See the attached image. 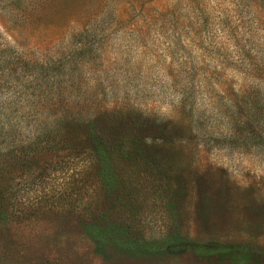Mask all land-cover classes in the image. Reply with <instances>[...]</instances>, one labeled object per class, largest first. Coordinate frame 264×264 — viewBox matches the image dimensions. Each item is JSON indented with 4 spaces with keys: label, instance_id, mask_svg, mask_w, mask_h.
<instances>
[{
    "label": "rangeland",
    "instance_id": "374dc122",
    "mask_svg": "<svg viewBox=\"0 0 264 264\" xmlns=\"http://www.w3.org/2000/svg\"><path fill=\"white\" fill-rule=\"evenodd\" d=\"M88 118L118 162L31 144ZM5 186L0 264H264V0H0Z\"/></svg>",
    "mask_w": 264,
    "mask_h": 264
},
{
    "label": "trees",
    "instance_id": "16d2710c",
    "mask_svg": "<svg viewBox=\"0 0 264 264\" xmlns=\"http://www.w3.org/2000/svg\"><path fill=\"white\" fill-rule=\"evenodd\" d=\"M240 110V108H239ZM72 130L70 125L67 124V121L63 120V125L59 124L61 127H57L55 132L48 131L43 132L35 137V141L31 144L41 145L42 143L47 145L46 148H40V150H47L45 152H55L54 158L61 156L60 168L66 169L68 166V161L73 159H84L89 168L95 169L103 164V158H109L113 162H118V160L125 156L126 151L123 149L124 143L129 142L121 136L119 133H116L112 128L104 126L103 123H99L97 120H75L72 121ZM97 122V124H95ZM80 124H84L79 126ZM79 128V131L74 136H69L70 132H73L75 128ZM63 129L67 131L63 132ZM63 133L65 135H63ZM41 140V141H38ZM52 150V151H51ZM39 152V151H38ZM37 152V153H38ZM104 155V156H103ZM137 155V154H136ZM29 160L35 158L36 154L33 152L31 155H26ZM38 156V155H37ZM42 171L35 172L32 175L33 179L41 176ZM91 175V173L89 174ZM97 179L102 181V178L98 175ZM104 180V178H103ZM8 186H5L0 189V200L6 201L7 203H2L1 206L6 210L9 197H8ZM125 232L128 230L124 229Z\"/></svg>",
    "mask_w": 264,
    "mask_h": 264
}]
</instances>
